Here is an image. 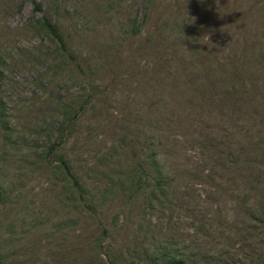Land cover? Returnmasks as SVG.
I'll list each match as a JSON object with an SVG mask.
<instances>
[{"label":"rangeland","instance_id":"374dc122","mask_svg":"<svg viewBox=\"0 0 264 264\" xmlns=\"http://www.w3.org/2000/svg\"><path fill=\"white\" fill-rule=\"evenodd\" d=\"M33 1L0 0V264H264V0Z\"/></svg>","mask_w":264,"mask_h":264},{"label":"trees","instance_id":"16d2710c","mask_svg":"<svg viewBox=\"0 0 264 264\" xmlns=\"http://www.w3.org/2000/svg\"><path fill=\"white\" fill-rule=\"evenodd\" d=\"M33 3L35 9H41V4L39 2L34 0ZM37 23L43 30H45L51 36L53 40H55L60 45V48L62 50L66 49L63 35L54 22H52L47 16H42L38 19ZM167 264H183V262L180 259H170L168 260Z\"/></svg>","mask_w":264,"mask_h":264},{"label":"clouds","instance_id":"9594fccd","mask_svg":"<svg viewBox=\"0 0 264 264\" xmlns=\"http://www.w3.org/2000/svg\"><path fill=\"white\" fill-rule=\"evenodd\" d=\"M206 39L209 41V36H208V34H207V36H206Z\"/></svg>","mask_w":264,"mask_h":264}]
</instances>
